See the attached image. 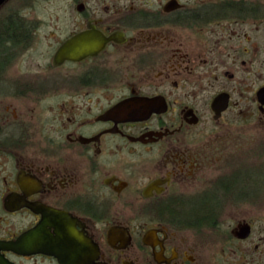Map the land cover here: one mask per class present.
<instances>
[{"label":"flooded vegetation","instance_id":"af4514ba","mask_svg":"<svg viewBox=\"0 0 264 264\" xmlns=\"http://www.w3.org/2000/svg\"><path fill=\"white\" fill-rule=\"evenodd\" d=\"M13 1L0 5V264H264V185L212 168L209 151L237 121L223 119L243 71L264 123V0H66L41 15Z\"/></svg>","mask_w":264,"mask_h":264},{"label":"rangeland","instance_id":"374dc122","mask_svg":"<svg viewBox=\"0 0 264 264\" xmlns=\"http://www.w3.org/2000/svg\"><path fill=\"white\" fill-rule=\"evenodd\" d=\"M16 0L12 3L6 4V7L10 5H15ZM66 0H17V5H31L32 8L20 9L21 12L33 11L36 15L45 14L48 11L39 8L41 5H61L67 4ZM19 8V7H18ZM44 21H49L48 18H41ZM228 19H231V17ZM235 31H238V25L230 24ZM213 26V24H212ZM227 44H233V47L238 48V36H233ZM248 72V71H247ZM243 71L240 74L242 82H238V91H233V105L224 114L223 120L235 121L230 132L218 130L217 133L210 135L212 138L210 152L212 168L220 167L224 169H229L237 167L242 174L249 173L251 171L255 182L258 185H264V123H260L252 114H250L251 102L248 98L250 91L246 90L251 82V77ZM248 110V111H247ZM204 121L201 123L199 128L206 129L210 126L208 122V116L204 115ZM212 127V126H211ZM210 127V128H211ZM234 163L233 165H231ZM235 161V162H234ZM252 162V164H251ZM257 162V163H256ZM253 165V166H250ZM251 167V168H250ZM219 171V170H218ZM220 172V171H219ZM212 173V172H211ZM237 186V187H236ZM233 187H236L231 192H236L238 188V182ZM234 195V194H233ZM264 197V195L255 196ZM229 199V198H227ZM227 215H238V206H230L225 213Z\"/></svg>","mask_w":264,"mask_h":264},{"label":"water","instance_id":"95a60500","mask_svg":"<svg viewBox=\"0 0 264 264\" xmlns=\"http://www.w3.org/2000/svg\"><path fill=\"white\" fill-rule=\"evenodd\" d=\"M5 0H0V5L4 2ZM171 2V1H170ZM75 45V37L69 39L66 44L62 45L58 51H57V56H65V55H70L73 56L75 53L74 46ZM225 99V98H224ZM225 101V100H224ZM221 100H220V95H217L213 99L212 107L216 109V111L219 113L222 109L225 108V104L221 105ZM125 113H129V115L134 114L133 112H128L126 111Z\"/></svg>","mask_w":264,"mask_h":264},{"label":"trees","instance_id":"16d2710c","mask_svg":"<svg viewBox=\"0 0 264 264\" xmlns=\"http://www.w3.org/2000/svg\"><path fill=\"white\" fill-rule=\"evenodd\" d=\"M11 26H15V24H13V25H11V24H6V27H4L3 29H4V33L2 32V36H5V32H7V34H9L10 32H11Z\"/></svg>","mask_w":264,"mask_h":264}]
</instances>
